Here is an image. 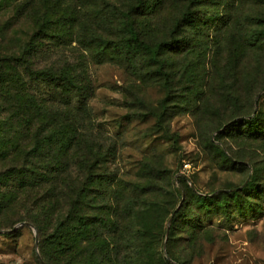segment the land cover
I'll use <instances>...</instances> for the list:
<instances>
[{"label": "rangeland", "instance_id": "rangeland-1", "mask_svg": "<svg viewBox=\"0 0 264 264\" xmlns=\"http://www.w3.org/2000/svg\"><path fill=\"white\" fill-rule=\"evenodd\" d=\"M25 1L3 0L0 4V47L5 54L17 51L33 39L42 16L35 10L36 6H45L46 2L52 19L65 11L76 15V0H30L24 4ZM81 1L85 2L82 3L85 14L80 20L84 23L91 0ZM206 10L215 9L206 7ZM217 14L218 19L205 27L208 43L199 80L204 92L201 96L184 95L188 99L183 103L181 97L176 96L164 102L167 92L160 85L136 80L122 64L97 61L81 48L76 50V56H71L76 42H69V36L63 39L68 40L64 45L66 56L75 65L83 61L90 79V96L86 102L89 118L81 131L98 135L105 146L95 170L107 174L111 182L99 196L90 193V202L102 205L106 220L99 221L93 216L94 211L83 210L90 215L84 222L92 223L88 226L91 233L85 231L89 240L95 245L101 244L103 239L106 246L107 241L110 242V248L102 250L108 258L106 264H124L129 245L138 251L137 246L143 247L148 241L157 250L154 257L157 264H264V197L259 191L245 202L254 207V211L248 214L236 211L228 217L210 211L215 208L213 204L208 203L207 210H200L185 186L188 181L193 191L202 194L239 190L249 183L254 173L248 159L261 168L258 176L264 185V90L261 89L264 86V40L252 44L245 37L255 28V16L264 15V0H220ZM142 21L147 28L154 24L153 19ZM37 40L44 49L51 45L50 38ZM82 54L84 58L79 60ZM179 55L173 59L176 65L195 53ZM37 56L38 67L51 61L61 62L55 56L49 59L47 53L41 51ZM78 71L82 69L79 67ZM179 79L177 75L175 81ZM175 86L176 94H184L176 82ZM33 88L48 96L45 85L38 83ZM249 108L251 113L246 115ZM165 110L168 115L162 118ZM248 115L257 118L262 129L259 133L248 135L240 129L232 130L237 121ZM5 135L14 143L28 141L16 133ZM211 142L229 156L242 160L248 170L237 164L223 163ZM17 183L12 180L9 187ZM148 187L151 189L144 191ZM52 188L48 182L33 191L22 190L15 201L0 211V264H43L41 260L51 264L69 263L67 256L57 248L53 221L50 213L45 212V201L35 199L44 192L48 201ZM147 201L155 202L156 208L151 218V237L144 236L138 225L141 205ZM128 203L138 215H126ZM179 206L183 211L177 218L173 216L168 229L170 217ZM163 207H169L171 213L161 232L158 223ZM38 208L39 213L31 214L35 221L45 225V234L41 237L33 221L23 219L30 210ZM186 214L190 220L184 217ZM20 222L28 225L14 228ZM131 222L136 225L130 232L127 225ZM79 227L87 229L82 224ZM78 235L76 233V242ZM84 238L76 243V264H84L87 257L83 250ZM170 256L176 258L174 262L168 260Z\"/></svg>", "mask_w": 264, "mask_h": 264}, {"label": "trees", "instance_id": "trees-1", "mask_svg": "<svg viewBox=\"0 0 264 264\" xmlns=\"http://www.w3.org/2000/svg\"><path fill=\"white\" fill-rule=\"evenodd\" d=\"M29 2L26 0L24 4ZM82 3L85 2L76 0V15L65 11L55 19L48 15L49 5L46 2L45 6H36L35 10L42 16L33 39L9 54H5L0 47V211L15 201L22 190L33 191L49 182L53 187L48 192L49 200L44 192L35 199L45 201V212L51 215L52 233L57 238L58 250L67 256V262L76 264V243L85 237L83 250L87 252V257L84 264H106L108 258L102 250L110 248V242L107 241L106 246V239H103L101 244L95 245L89 240L85 231L91 233L88 226L92 223L84 222L90 215L83 210L94 211L93 216L99 221L106 220L102 205L90 202V193H98L96 196H99L111 182L107 174L95 170L103 158L105 146L98 135L81 131L89 118L86 102L90 96V79L83 61L75 65L66 56L64 45L68 40L63 39L69 36V42H76L71 56H76V50L81 48L90 52L97 61L122 64L129 74L136 76V80L160 85L167 92L164 102L176 96L181 97L183 103L188 99L184 95L201 96L204 92L199 80L208 43L205 27L218 19L220 0H91L90 8L86 9L89 16L84 23L80 21L85 14ZM206 7L215 10L210 12ZM144 18L147 21L153 19L154 24L145 27ZM245 37L252 44L264 40V15L255 16V28ZM38 38H50L51 45L44 49L42 42L37 43ZM40 51L47 53L49 59L58 57L61 62L51 61L38 67L36 59ZM181 53L195 55L176 65L173 59L180 57ZM83 58L84 54L79 56V60ZM79 67L82 71H78ZM177 75L181 79L175 81ZM175 82L184 94H176L178 88H175ZM38 83L48 88V96L33 88ZM261 89L264 90V86ZM250 113L251 108L245 114ZM167 115L165 110L162 118ZM248 116L237 121L232 130L240 129L248 135L259 133L262 129L257 118ZM8 132L23 135L28 141L14 143L5 135ZM211 143L223 163L237 164L248 170L242 160L229 156ZM248 161L253 164L254 173L249 183L239 190L202 194L193 191L186 181L185 186L193 194L200 210H207L208 203L215 205L210 211L228 217L236 211L248 214L255 210L245 202L257 191L264 197V185H261L258 176L261 168L253 160ZM12 180L18 183L9 187ZM127 205L126 215H138L130 203ZM154 205L155 202L147 201L141 205L139 212L141 222L138 225L146 237L153 235L151 218L156 211ZM183 207L175 212L174 219ZM40 211L39 208L30 210V214L23 219L32 220L41 237L45 234V225L35 221L34 214H31ZM162 211L158 223L161 232L171 213L169 207H163ZM188 215L184 217L190 220ZM81 224L87 229L79 227ZM135 225L131 222L127 227L130 230ZM76 233L80 234L77 242ZM137 247L138 251L131 245L127 247L129 252L124 264L158 263L154 260L157 250L152 248L150 241L143 247L141 244ZM173 259L176 258L170 256L168 260Z\"/></svg>", "mask_w": 264, "mask_h": 264}, {"label": "water", "instance_id": "water-1", "mask_svg": "<svg viewBox=\"0 0 264 264\" xmlns=\"http://www.w3.org/2000/svg\"><path fill=\"white\" fill-rule=\"evenodd\" d=\"M256 106H257V101H256ZM179 207H180V206H179ZM177 209H178V208H177ZM177 209H175V211L172 213V215H171V217H170V220H169V223H168V229H169V225H170V223H171V220L173 219V216H174L175 212L177 211ZM22 225H28V223H27V222H20V223H18L14 228H17V227L22 226ZM34 230H35V240H36V244H38V235H37V231H36V229H34ZM41 262H42L43 264H45L43 260H41ZM173 262H174V261H173Z\"/></svg>", "mask_w": 264, "mask_h": 264}]
</instances>
